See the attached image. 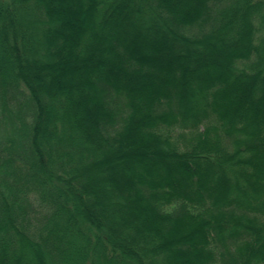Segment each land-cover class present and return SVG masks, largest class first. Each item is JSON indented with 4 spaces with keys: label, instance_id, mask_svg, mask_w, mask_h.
Here are the masks:
<instances>
[{
    "label": "trees",
    "instance_id": "trees-1",
    "mask_svg": "<svg viewBox=\"0 0 264 264\" xmlns=\"http://www.w3.org/2000/svg\"><path fill=\"white\" fill-rule=\"evenodd\" d=\"M0 264H264V0H0Z\"/></svg>",
    "mask_w": 264,
    "mask_h": 264
}]
</instances>
